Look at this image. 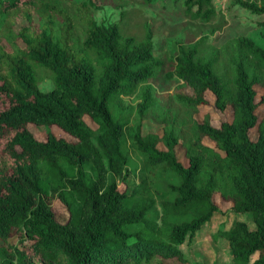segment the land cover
Masks as SVG:
<instances>
[{"label":"trees","instance_id":"1","mask_svg":"<svg viewBox=\"0 0 264 264\" xmlns=\"http://www.w3.org/2000/svg\"><path fill=\"white\" fill-rule=\"evenodd\" d=\"M236 2L264 15V0ZM183 6L200 24L216 14L213 0ZM99 9L93 0H0V264H205L188 260L181 246L219 211L215 194L235 215L219 230L231 264H264V115L257 112L264 91L258 97L256 89L264 90V48L246 36L208 47L203 35L162 58L147 21L129 34L125 12L104 25L94 19ZM21 20L27 24L17 29ZM40 68L51 73L50 91L39 88ZM161 78L189 91L173 97L193 113L209 92L232 118L214 126L208 116L191 117L187 136L165 112L161 133H144L156 102L151 80ZM131 151L145 165L133 187ZM158 166L178 179L155 191L161 211L146 195L147 169Z\"/></svg>","mask_w":264,"mask_h":264},{"label":"rangeland","instance_id":"2","mask_svg":"<svg viewBox=\"0 0 264 264\" xmlns=\"http://www.w3.org/2000/svg\"><path fill=\"white\" fill-rule=\"evenodd\" d=\"M81 1L83 0H73L75 3ZM93 1L100 6V9L94 13V19L97 24L109 25L118 22L121 19L122 12H125L122 20L129 34H132L139 31L142 23L147 21L152 28L154 52L162 58H168L173 55L176 52L177 43H193L203 35L208 36V47H219L230 38L246 36L264 48V28L259 25V22L264 20V15L251 13L238 5L236 0H213L216 14L208 24H200L188 18L184 13V0H151L148 3L145 0ZM23 24L26 25L27 23L21 20L17 29ZM33 24L35 26L42 24L37 14L33 16ZM4 43L5 45L10 44L6 40H4ZM38 74L40 78L39 88L42 91L52 90L51 73L40 68ZM151 83L156 90V102L148 117L143 119L144 133L156 132L160 134L163 126L159 119L165 112H168L170 115L168 118H172L177 128L187 136L193 135L191 117L201 121L208 116L214 126H219L223 121H229L232 118L230 108L220 111L213 105V96L209 92L205 94L208 103L200 105L197 111L193 113L191 108L179 104L173 97L177 92H189L185 88H178L179 82L161 78L151 80ZM256 89L259 97L264 90L260 87ZM126 98L131 100V98ZM257 112L260 116L264 115V106L259 107ZM86 121L92 128L96 127L89 117H86ZM29 129L37 139L41 140L46 137L45 131L40 128L30 126ZM44 129L47 130L46 128ZM52 131L57 136H63V133L56 127H53ZM255 132L256 130L251 133L253 139L256 137ZM204 141L213 145V142L207 138ZM178 154L180 160L186 162L182 150H179ZM144 167L142 155L136 151H131L128 164V168L131 170V175L128 179L129 187H133V185H137L140 182V170ZM147 173L151 179V190L146 195L153 199L152 209L161 211L160 199L155 194V191L165 190L167 184L177 183L178 179L174 174L162 171L160 166L147 169ZM119 187L121 190L124 188L121 184H119ZM214 201L218 205L219 211L197 231L190 242H185L181 248L187 259L192 262L231 264L228 243L219 235V230L227 229L235 219V215L230 211L231 203L224 201L219 194L214 195ZM53 210L60 221L65 220L66 211L59 201L53 202ZM242 219L247 222L250 228L253 227V222L248 214L243 215ZM12 240L16 241V238ZM255 257L256 255L252 259Z\"/></svg>","mask_w":264,"mask_h":264}]
</instances>
